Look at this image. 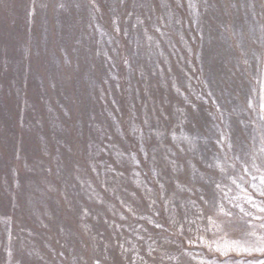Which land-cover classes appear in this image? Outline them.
Listing matches in <instances>:
<instances>
[{
	"label": "rangeland",
	"instance_id": "obj_1",
	"mask_svg": "<svg viewBox=\"0 0 264 264\" xmlns=\"http://www.w3.org/2000/svg\"><path fill=\"white\" fill-rule=\"evenodd\" d=\"M258 0H0V264H264Z\"/></svg>",
	"mask_w": 264,
	"mask_h": 264
},
{
	"label": "crops",
	"instance_id": "obj_2",
	"mask_svg": "<svg viewBox=\"0 0 264 264\" xmlns=\"http://www.w3.org/2000/svg\"><path fill=\"white\" fill-rule=\"evenodd\" d=\"M257 2H259L261 7L264 9V0H258ZM263 24H264V12H263ZM262 86L264 87V67L262 71Z\"/></svg>",
	"mask_w": 264,
	"mask_h": 264
}]
</instances>
